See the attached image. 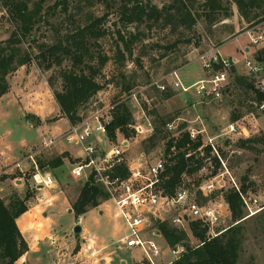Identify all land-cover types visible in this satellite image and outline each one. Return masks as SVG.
Instances as JSON below:
<instances>
[{"label": "rangeland", "instance_id": "1", "mask_svg": "<svg viewBox=\"0 0 264 264\" xmlns=\"http://www.w3.org/2000/svg\"><path fill=\"white\" fill-rule=\"evenodd\" d=\"M37 1L39 0H34ZM54 1H43L42 13L46 14V17L35 26L33 30L35 39L29 36L23 37L20 44L22 52L30 54V60L8 75V91L0 97V185L3 188L0 190V195L6 202H9V198L14 193L20 197H25L29 193L31 196L28 205H39L37 207L41 218L43 212H47L52 219H55L54 230L63 226V233H74L67 222L73 221L75 215L63 213L64 218L59 217L55 206L65 200V207H73L81 188L87 181L89 167H85L82 174L78 175L81 170L77 167L79 164L65 160L68 153L72 154L73 158H78L80 153L78 146L63 142L41 151L42 168L51 171L56 179L55 186L44 191L32 189L31 179H20V170L16 168V163L26 158L30 150H39L45 136H59L68 130L71 121L62 113L55 93L64 91L65 70L78 71L80 67H84L88 72L87 66H93L98 70L96 80L103 85V88L80 108V116H88L102 106L118 102L127 104L133 118L138 119H142L140 105L146 106L151 112L155 126L159 124L160 116L164 119L173 117L177 124L185 123L186 126L205 128L206 132L203 136L216 137L214 143L225 162V166L221 163L218 172L225 171L226 168L230 172V175L226 173L221 181L225 183L223 192L233 186L232 176L239 185L245 184V191L259 195L264 202V145H257V149L241 148L237 145L240 138L264 135V112L250 106L251 91L244 87H236L223 102H215L201 99L195 89L189 93L169 89L172 95L165 98L155 84V81L162 79L167 81L169 73L176 69L179 70L185 83H193L203 75L198 56L201 52L216 46H221V51L225 54L241 57L243 48L251 46V43L249 36L245 34L249 24L242 19L236 4L232 3L233 15L230 18L212 24L203 16L193 29H187L175 22L144 20L128 23L121 18L123 0H74L73 8L78 5L83 7L79 13H77L78 9H73L74 19L67 18L60 12L46 13L48 6ZM143 1L156 4L160 8L172 2V0ZM4 2L5 0H0V43H4L14 32H17V25ZM32 3L33 0L31 6ZM88 13L94 17L104 16L101 26L107 32L98 39L90 40V53L85 56L84 63H76L71 56L61 54L59 55L61 62L59 57L44 59L43 46L52 45L58 38H64L78 24L87 22ZM119 31L126 37L136 34L131 45L132 53L124 48ZM189 39L191 41H187ZM256 52V47L252 45L251 53L256 54ZM103 56L108 57L104 64L101 60ZM237 72L248 76L243 66H238ZM129 82L135 84L130 93L124 90L125 84ZM238 112L243 114L242 123L248 127L250 135L238 137L231 134V139L226 140L227 138L220 134L232 121V114ZM121 135L117 134V137ZM129 139L131 146L127 151L128 158L137 156L146 148L147 151L150 149L148 148L150 142L146 139L135 135L130 136ZM113 144H119V139L117 142L113 141ZM165 145L166 139H159L157 145L148 151V160H155L159 156L158 150L165 148ZM60 159L63 160L62 165L53 167V163H57ZM74 167H77V174L74 173ZM205 172L209 173L210 170ZM201 178L204 181L207 176ZM222 178L223 176L219 179ZM214 195L213 199L224 203L223 207L228 209L224 210L217 225V229L225 231L233 225L231 210L229 204L225 202V197H220L217 191ZM38 197H44L43 201L38 200ZM48 199L50 201L46 202ZM108 201L109 199L101 198L98 206H89L82 217V224L87 226L91 233L104 238L109 244V250H115L113 264H123V261L125 264L146 263L145 255L140 248L119 242L126 233V226L122 219L114 216V206H110V210L107 211ZM100 210L105 211L101 214ZM180 213L176 208H170L162 218L175 226L171 223V219ZM31 216L32 212L29 213V217ZM239 226L241 246L237 264H264V210L244 218ZM156 227V222H152V228ZM186 228L187 239L181 243L185 246L181 256L188 251V247L195 248L200 245V240L190 230L189 221ZM80 234L81 232L76 236ZM155 239L162 250L168 247L162 236ZM78 242L76 249L79 250L83 247V243ZM67 243L57 244L58 255L63 256L65 251L72 249ZM88 248L90 247L87 245L85 252ZM90 250L94 251V248ZM173 259V254L162 253L156 258V262L165 264ZM38 262L31 259L24 262L20 258L16 264H38Z\"/></svg>", "mask_w": 264, "mask_h": 264}, {"label": "trees", "instance_id": "2", "mask_svg": "<svg viewBox=\"0 0 264 264\" xmlns=\"http://www.w3.org/2000/svg\"><path fill=\"white\" fill-rule=\"evenodd\" d=\"M31 1L5 0L4 2V5L10 10L14 23L17 25V32H14L4 43H0V97L8 91V75L30 60V54L22 52L20 48L23 37L29 36V38L35 39L33 30L46 17V14L42 13L44 0L37 2L33 0L32 6L30 5ZM73 1L55 0L52 5L48 6L46 13L56 14L60 12L67 18L74 19L73 9H78L77 13H79L83 10V7L78 5L73 8ZM232 3L237 5L242 19L249 26L264 21V0H172L170 4L162 8L151 2L145 3L143 0H123L121 18L128 23L144 20L164 21V23L175 22L179 26L193 29L203 16L212 24L222 19L230 18L233 15ZM103 20L104 16L94 17L88 13L87 22L78 24L64 38H58L52 45L43 46V49H45L42 51L43 58L58 59L59 57V62H61L60 54L69 55L76 60V63L83 64L85 56L90 53V40L93 38L98 39L107 32L101 26ZM119 35L124 48L129 53H132L131 45L136 38V34L126 37L119 31ZM187 41H191V39ZM119 50L121 51V49ZM121 53L123 52L121 51ZM256 56L264 61V47L257 50ZM101 60L102 64H104L108 57L103 56ZM87 67L88 72H86L84 67H80L78 71L74 69L65 70L64 91L55 93L62 113L69 118L71 123L82 119L79 113L80 108L103 88V85L96 80L98 70L93 66ZM233 71L228 96L236 87H244L246 90L251 91V101L264 102V92L256 88L254 81L249 76L239 74L236 68H233ZM134 85V83L130 82L125 84L124 90L130 93ZM160 93L165 98L172 95L168 90L160 91ZM251 101L250 106L255 108ZM145 109L147 110L146 106ZM147 112L151 113L148 110ZM242 116L241 112L234 113L231 116L232 121L238 120ZM158 119L159 124H156L154 134L146 141L150 142L148 148L151 149L157 145L159 139H166L164 153L168 156L166 174L169 175L164 184L165 191L173 194L183 177L191 179L192 184L190 183V185H200L202 178L197 176V173L204 162V158L210 155L212 147L210 144L204 145L205 155L203 156L198 151L199 147L204 144L202 136L193 140L189 132L184 130L178 138H173L171 132L166 128V124L174 118L164 119L159 116ZM132 120L133 114L127 104L121 103L117 105L115 117L110 126L112 136L116 138L115 131L118 128L127 137L132 135L127 127ZM184 127H186L185 123L180 125V128ZM226 142L228 143V141ZM237 145L241 148L257 149V145H264V135L240 138ZM190 150L195 151V153L190 158H186L185 154ZM66 159L71 163H75L78 160L75 157L73 158L70 153L67 154ZM214 161L215 167L212 175L216 174L221 166L218 157H215ZM62 163L63 160L60 159L57 163H53V167L57 168ZM117 172L123 176L128 175V170L124 167H119ZM241 187L245 191V184L241 185ZM223 195L229 204L233 225L218 236L208 239V226H204L200 220L190 221V230L200 240V245L195 248L188 247V251L183 256L170 264H237L238 251L241 246V227L239 224L244 220L246 213L238 191L230 188L224 191ZM30 196L28 193L25 197H20L14 193L9 198V202H6L0 195V264H16L17 260L29 250L28 243L18 227L17 218L29 209L28 200ZM101 198H108L104 188L93 181H87L73 204L77 217L86 213L89 206H98ZM197 200L203 204L206 203L207 199L199 191ZM157 227L163 238H165L166 243L170 246L181 244L182 241L187 239V232L184 229L172 226L167 220L157 222Z\"/></svg>", "mask_w": 264, "mask_h": 264}, {"label": "built area", "instance_id": "3", "mask_svg": "<svg viewBox=\"0 0 264 264\" xmlns=\"http://www.w3.org/2000/svg\"><path fill=\"white\" fill-rule=\"evenodd\" d=\"M249 36L251 46L256 50L264 47V21L249 26L245 31ZM251 46L243 48L242 56L228 55L221 51V46L213 47L203 51L198 56L203 75L193 83L187 84L182 80L179 70H173L167 76L166 81L162 79L155 81L160 91L169 89L189 93L195 89L201 99L223 102L228 96V89L231 85L233 68L238 70V66H243L248 76L254 81L256 88L264 92V61L257 58L256 54L250 52ZM137 99V98H136ZM148 101V100H147ZM149 102V101H148ZM256 110L264 112V102L259 103L256 100L251 101ZM118 102L102 106L88 116H82V119L70 123L68 130L59 136L47 135L43 138L41 148L37 151L30 150L28 156L16 163V168L20 170V179H31L30 186L37 191H44L55 186L56 181L51 171H46L40 164L41 151L46 150L58 143H73L78 146V160L75 162L81 169L79 172L74 167V173L82 174L85 167H89L87 181H93L101 185L108 195L109 209L114 206V216L122 219L126 226L125 235L119 240L127 246L140 248L145 255L144 264H158L156 258L162 253H171L174 259L165 264H170L181 257L185 246L177 244L162 250L157 243L156 237H163L158 227L152 228V222L164 221L162 215L167 214L171 208H176L181 213L171 219V223L176 227L187 230L186 224L192 220H200L204 226H208V239L218 236L223 230L217 229L224 210V203L215 201L213 195L219 192L220 197H224L223 187L225 183L221 181L229 170L217 172L212 175L215 161L218 157L220 163L225 166L224 159L214 143L216 137L203 136L205 128H196L188 125L180 128L176 120L166 124V128L171 132L173 138H178L182 131L189 132L191 139L195 140L202 136L204 144L198 151L203 156L204 145L210 144L212 151L209 156L204 158V162L198 170L200 177L207 178L198 186L190 185L191 179L183 177L176 187L173 194L165 191L164 184L168 178L166 174V165L168 156L164 153V148L159 149V156L152 161L148 160V151L142 150L133 157H127V151L131 146L130 136H138L143 139L150 138L155 132V122L148 114L145 107L142 109V119L133 118L127 125L132 132L129 137L125 136L120 129H116V138L112 139L110 126L115 117ZM180 119V118H178ZM242 119L231 121L227 128L220 135L231 139L233 134L238 137H247L250 135L246 124ZM117 134H122L119 138ZM119 144H113V141ZM113 144V145H112ZM174 149V148H173ZM195 151H188L185 156L190 158ZM82 165V166H80ZM119 167L128 170V175L123 176L117 172ZM213 169V170H212ZM210 170V172H205ZM45 171V172H44ZM223 176L222 179H219ZM86 177V176H85ZM233 186L239 192L243 207L246 210L244 218L251 217L264 210V202L259 195L244 191L234 178L231 176ZM86 181V182H87ZM192 184V183H191ZM3 189L0 185V190ZM195 191V192H194ZM201 192L206 203L201 204L196 199L197 193ZM194 193L196 197H194ZM44 197H38L43 201ZM50 201L48 199L46 202ZM226 202V201H225ZM167 220V219H165ZM168 221V220H167Z\"/></svg>", "mask_w": 264, "mask_h": 264}, {"label": "crops", "instance_id": "4", "mask_svg": "<svg viewBox=\"0 0 264 264\" xmlns=\"http://www.w3.org/2000/svg\"><path fill=\"white\" fill-rule=\"evenodd\" d=\"M64 201L56 204V211H58L59 217L64 215L63 213L75 215L74 220H70L67 224L71 226L73 232V227L75 228L77 224H80L82 228L80 236H76L75 233H63V226H61L63 230L61 228L54 230L53 221L55 219H52L47 212H43V218H41L37 207L39 205L29 206V209L17 218L18 227L29 246V250L21 257L22 261L26 262L31 259L36 262L39 261L38 264H113L115 250H109V244L104 238L91 233L90 229L82 224L84 214L77 217L73 207H65ZM108 210L110 209L107 208ZM104 211L100 210L99 212L103 214ZM30 212H32L31 217H29ZM58 231L61 233L58 234ZM78 241L83 243V247L79 250L76 249L79 245ZM63 242H68L67 244L72 249L65 251L61 256V254L58 255L59 246L57 244ZM87 245L94 248V251L88 248L85 252Z\"/></svg>", "mask_w": 264, "mask_h": 264}, {"label": "water", "instance_id": "5", "mask_svg": "<svg viewBox=\"0 0 264 264\" xmlns=\"http://www.w3.org/2000/svg\"><path fill=\"white\" fill-rule=\"evenodd\" d=\"M81 225L80 224H77L74 228V233L75 234H79L81 232Z\"/></svg>", "mask_w": 264, "mask_h": 264}]
</instances>
